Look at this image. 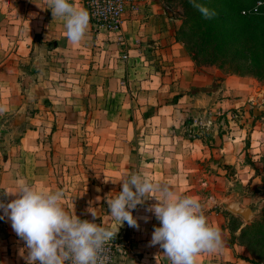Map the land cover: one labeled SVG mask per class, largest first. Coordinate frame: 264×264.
I'll return each instance as SVG.
<instances>
[{
    "label": "rangeland",
    "instance_id": "rangeland-1",
    "mask_svg": "<svg viewBox=\"0 0 264 264\" xmlns=\"http://www.w3.org/2000/svg\"><path fill=\"white\" fill-rule=\"evenodd\" d=\"M157 1L171 17L176 16L179 28L175 38L193 68L210 69L216 72L219 81L232 80L235 85L232 95H219L217 106L181 107V113L171 120L164 119L169 117L165 111L153 114L157 113L158 105L143 104L129 115L128 103L122 102L124 97L116 93L115 97L103 98L101 92L99 98L93 88L98 84L88 83L85 78L96 69L91 64L96 66L112 57L103 51L101 44L110 45L108 39L113 40L114 36L99 32L89 18L95 33H99L95 39L101 44L90 52L68 54L59 51L60 48L52 51V41L39 46L40 39L33 35L21 36L16 23H5L4 12L8 6L0 1L2 28L15 27L10 30L14 34L0 35V47L7 41L25 42L7 56V51L0 49V72L8 71L13 85L11 91L20 94V98L8 103L5 96H0V106L21 108L18 114L0 113V156L13 154L17 141L33 129L35 133L31 136L36 142L27 151L29 170L34 169L35 156L41 162L36 169L46 172L52 190L63 191L62 203L67 211L92 221L90 208L98 217L97 224L116 232L108 242L117 245L113 247L116 249L109 264L114 263L117 251L123 256L130 252L129 244H122L124 238H149L151 228L160 226L155 215L147 211L157 202L154 197L132 210L138 229L127 222L120 225L110 216L106 197L122 191L121 181L131 172L167 185L179 195L195 197L202 205L207 222L221 230L223 247L236 246L235 264H264V80L235 73V66L242 64V59L231 57L234 44H228L224 54L215 52L212 42L201 45V37L192 35L184 27L188 0ZM74 2L82 4L87 11L85 0L70 3ZM21 5V10L26 8L27 12L32 8L38 9L31 12H41L44 6L31 4L30 0H21ZM35 15L30 14L33 18ZM33 21L30 18L29 25ZM63 36L57 44L67 38ZM85 37L84 44L90 43V36ZM118 47L124 48L115 45L110 51ZM8 57L11 63L7 66L4 62ZM106 86L110 88V84ZM114 102L122 106L120 114L113 109ZM229 200H238L250 208L252 218L244 221L226 210ZM144 217H148L147 221ZM0 230L4 235L1 225Z\"/></svg>",
    "mask_w": 264,
    "mask_h": 264
},
{
    "label": "crops",
    "instance_id": "crops-1",
    "mask_svg": "<svg viewBox=\"0 0 264 264\" xmlns=\"http://www.w3.org/2000/svg\"><path fill=\"white\" fill-rule=\"evenodd\" d=\"M0 1L8 6V11L4 12V22L9 25L16 23L17 33L21 36L33 35V38L40 39L39 46H42L46 41H52V51H57L60 48L59 51L69 54L74 51L78 53L80 51H82L81 53L90 52L91 48L101 44L99 39H95L99 33H95L96 30L93 24L89 22L85 36H90V43L86 42L84 44V41H81L78 44H72L65 38L62 39V46L59 47L61 43L58 42L57 44V41L60 36H66V33H61V30H66L65 21L61 17H53L48 0H30L31 4L44 5L41 12H31V10L38 9L32 7L29 12L26 8L21 10V0ZM138 2L141 11L136 16L127 15L125 17L126 20L122 26V40L119 42L116 37H113V40L108 39L110 45L104 46L101 44L103 51L112 54L110 60L106 59L103 63L100 61V64L96 66L91 64V68L95 67L96 69L91 70L85 76L88 83L96 82L98 84L93 88L97 91L99 98L101 92L104 94L103 98L115 97L119 94L121 98H125L122 102L128 103L129 115H132L133 109L141 107L143 104L158 105L157 113L155 111L153 114L157 115L165 111V114L169 117L164 119L171 120L181 113V107L196 108L201 104L209 105V107L210 105L217 106L219 95L227 97L235 92V85L232 84V80L229 82L226 78L219 81L216 72L206 68L198 70L193 68L191 60L185 55L182 46L177 43L175 38V31L179 28L176 16L171 17L166 13L162 4L157 0H138ZM72 4L77 9H84L82 4H78V2ZM12 7L15 10L12 11ZM30 14L36 15L33 18ZM21 16L22 19H20ZM30 18L34 20L33 25H29ZM15 19L16 21H14ZM2 25L0 21V35L14 34L10 30L15 27L2 28ZM102 39L105 41L106 37L103 36ZM6 43L0 49L2 52L7 51V56L12 50L18 51L21 44L25 42L11 43L7 41ZM24 45L26 46V44ZM45 45H48V43L46 42ZM115 45H123L124 48L121 50L118 47L119 49L111 50L112 53H110V49ZM105 57L103 55L104 59ZM15 58L20 60L18 56ZM9 60L8 57L4 62L7 63V66L11 63ZM1 66H4L3 63ZM7 66H5L6 69ZM10 79L11 76L7 70L0 72V81H2L0 96L3 98L5 96V102L7 103L20 98L18 92L11 91L13 85H11ZM107 84H110L108 89H113L114 92L107 89ZM220 92L222 94H219ZM181 103H184V105H181ZM4 108V111L0 112L1 114H5L6 111L18 114L21 111L18 106ZM113 109L120 114L119 110L122 109V106L114 102ZM33 132V129H29L24 133V137L17 141L13 154L0 156V163L3 166L2 171H0V201L5 204L17 198L10 193L17 191L21 182H27L40 190H52L47 181L46 172L36 169V165L41 162L37 161L35 156L33 158L35 161L34 169L29 170L27 166L30 158L27 151L31 150L36 142L33 141L31 136ZM6 192H9V194H6ZM68 212L70 214L74 213V211ZM3 215V210L0 209V216ZM0 222L4 229L3 232H5L3 235L0 230V264H26L25 242L14 232L10 219L5 217L0 219ZM153 231L154 226L151 228L149 238H124L122 244L128 243L130 252L123 256L117 251L113 264H171L158 244L155 246L150 245ZM21 250H24L23 255H21ZM236 253V246L233 248L224 246L220 251L214 253L199 254L196 264H235L237 262Z\"/></svg>",
    "mask_w": 264,
    "mask_h": 264
},
{
    "label": "clouds",
    "instance_id": "clouds-1",
    "mask_svg": "<svg viewBox=\"0 0 264 264\" xmlns=\"http://www.w3.org/2000/svg\"><path fill=\"white\" fill-rule=\"evenodd\" d=\"M190 2L205 19L215 16L214 10L197 0ZM48 5L53 17L64 19L67 39L72 44L80 43L88 28V12L77 9L69 0H48ZM3 111L0 106V112ZM121 184L122 191L106 197L110 216L120 225L127 222L138 229L132 210L154 197L157 202L147 211L155 215L160 226H154L150 245L158 244L171 264H196L199 254L222 249L221 230L207 222L195 197L179 195L138 172L129 173ZM10 194L17 198L7 204L0 201L4 213L0 219H10L14 232L25 242L26 264H107L105 245L116 232L97 224L96 214L90 208L94 219L82 220L65 209L62 190L44 191L27 182H21L18 190ZM144 219L147 221L148 217Z\"/></svg>",
    "mask_w": 264,
    "mask_h": 264
},
{
    "label": "trees",
    "instance_id": "trees-1",
    "mask_svg": "<svg viewBox=\"0 0 264 264\" xmlns=\"http://www.w3.org/2000/svg\"><path fill=\"white\" fill-rule=\"evenodd\" d=\"M255 1L197 0V3L215 11V16L205 19L188 0L185 8L189 12L184 27L192 35L201 37L202 46L211 42L215 44L217 53H226L228 44H234L230 49L231 57L242 59V64L235 66V73L264 80V18L252 13L241 14L242 10L251 8Z\"/></svg>",
    "mask_w": 264,
    "mask_h": 264
},
{
    "label": "built area",
    "instance_id": "built-area-1",
    "mask_svg": "<svg viewBox=\"0 0 264 264\" xmlns=\"http://www.w3.org/2000/svg\"><path fill=\"white\" fill-rule=\"evenodd\" d=\"M85 5L89 18L99 32H104L109 36L116 37L119 42L122 40V26L127 15L136 16L140 13V3L138 0H85ZM249 13L259 15L264 18V0H256L254 5L242 10V15ZM138 43V41H136ZM115 242L105 245L107 264L112 261L113 253L117 247Z\"/></svg>",
    "mask_w": 264,
    "mask_h": 264
},
{
    "label": "water",
    "instance_id": "water-1",
    "mask_svg": "<svg viewBox=\"0 0 264 264\" xmlns=\"http://www.w3.org/2000/svg\"><path fill=\"white\" fill-rule=\"evenodd\" d=\"M225 208L230 213L240 216L244 221H249L253 216V211L250 208L242 206L238 200L227 201Z\"/></svg>",
    "mask_w": 264,
    "mask_h": 264
}]
</instances>
